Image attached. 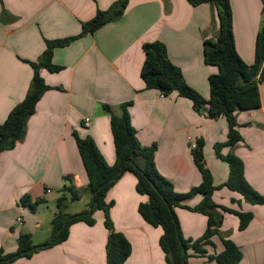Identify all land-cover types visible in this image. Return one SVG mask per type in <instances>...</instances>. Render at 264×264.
<instances>
[{
	"label": "crops",
	"instance_id": "1",
	"mask_svg": "<svg viewBox=\"0 0 264 264\" xmlns=\"http://www.w3.org/2000/svg\"><path fill=\"white\" fill-rule=\"evenodd\" d=\"M115 1H0V124L24 99L33 76L27 62L39 59L45 40L78 35L83 23ZM229 2L235 50L243 62L251 65L256 35L264 23V0ZM3 8L15 19L2 21ZM217 32V17L209 4L193 7L186 0H128L117 20L53 50L52 62L62 70H41V77L51 89L41 96L27 120L23 141L0 154V249L4 253L16 252L20 234H30L32 238L37 229L51 223L64 186L71 184L79 191V199L90 200L74 134L81 139L91 138L105 163L114 164L109 115L103 111V104L109 105L117 116L120 105L129 104L127 111L138 142L143 147L156 146L155 167L177 193H187L201 182L193 161L192 141L204 143L203 156L213 185L225 183L228 165L214 152V146L227 139L225 118L207 119L193 110L188 99L176 93L163 96L158 90L146 89L140 75L145 58L142 45L161 42L187 85L208 99V77L217 74L218 68L204 63L203 42L214 40ZM259 95V109L236 114L242 141L232 152L243 163L246 181L264 196V85L259 86ZM87 119L88 127L84 124ZM229 152L230 148L221 150L223 156ZM135 185V176L126 172L105 198L107 203H113V230L123 234L131 245V255L123 264H165L159 247L162 230L151 227L139 215L137 208L147 198L136 192ZM25 196L28 199L24 206L20 202ZM201 199V195H196L184 204L195 207ZM212 200L219 206L252 214L242 231L238 230L236 215L224 214L220 231L241 250L238 264H264V205L248 204L225 187L217 188ZM35 201L39 204L35 205ZM47 213L50 218H46ZM175 214L184 239L202 236L207 221L204 215L182 208H175ZM18 218L21 223L16 222ZM93 218V226L75 223L69 227L64 242L13 264H106L108 231L104 214L96 211ZM50 229L48 226L47 231ZM46 241L47 238L35 245ZM213 242L214 248H206L208 254L223 249L218 239ZM188 264L216 263L191 257Z\"/></svg>",
	"mask_w": 264,
	"mask_h": 264
},
{
	"label": "trees",
	"instance_id": "2",
	"mask_svg": "<svg viewBox=\"0 0 264 264\" xmlns=\"http://www.w3.org/2000/svg\"><path fill=\"white\" fill-rule=\"evenodd\" d=\"M1 1V0H0ZM193 7L209 4L215 12L218 22V32L214 40L203 42L204 63L218 68L217 74L208 77L209 97L203 98L197 91L185 82L181 70L173 65L168 58L164 44L158 41L142 45L144 62L140 75L146 89L158 90L163 96L176 93L181 98L188 99L193 110L207 119L225 118L228 125L227 139L216 144L214 152L217 158L228 165V177L225 183L215 187L210 171L205 165L203 156V141L196 142L192 150L193 161L197 167L201 182L187 193H177L170 181L160 175L155 167L154 157L156 146L143 147L136 138V132L127 111L128 103L120 105L121 113L114 115L109 105H101L109 115V126L114 144L115 162L112 166L105 163L91 138H79L74 134L77 150L83 169L87 176L86 192L91 196L88 210L77 214L65 212L67 199L78 200L79 191L71 184L64 186L56 200L57 212L51 220V240L40 245H34L30 234H20L17 238L15 253L6 254L0 249V264H13L20 258H30L34 253L49 249L65 240L69 235V227L78 222L93 226V214L102 211L104 226L108 231L105 244L106 264H123L131 255V245L126 237L113 230L110 219L112 202L105 201L108 190L126 172H131L136 178V192L147 198L140 203L137 211L141 218L151 227L161 228L159 247L164 254L165 264H188L191 257H204L207 262L216 264H238L242 253L231 240L221 233L220 228L224 214L236 215L239 219L238 230H244L252 220L251 213H240L219 206L212 200L217 188L225 187L241 195L244 202L251 205H264V196L258 194L246 181L243 163L236 157L232 149L242 141L236 121L238 111H252L261 106L259 86L264 85V23L261 24L255 39L254 62L246 64L238 56L233 39L232 12L229 0H186ZM128 0H117L107 10H98L93 19L83 23L81 32L72 37L55 40H45V50L36 62H27L33 69V76L24 99L15 105L5 121L0 124V154L10 151L16 144L22 142L26 133V123L35 112V107L41 96L51 88L47 86L40 75L41 70L57 73L62 67L52 62L53 50L68 46L73 41L93 33L101 26L113 22L122 16ZM264 14V8H262ZM14 20L4 8L1 20ZM230 148L223 156L221 150ZM131 161L134 166L124 164ZM121 173L113 180L112 177L120 169ZM66 180H68L66 178ZM103 185L94 196L95 190ZM196 195H201V201L195 207L184 204ZM28 196L21 200L26 205ZM234 202V201H233ZM39 201H35V205ZM32 208V206L30 207ZM175 208L187 209L206 217V228L202 236L196 240L184 239ZM218 239L222 251L208 254L206 248H214L213 239Z\"/></svg>",
	"mask_w": 264,
	"mask_h": 264
},
{
	"label": "rangeland",
	"instance_id": "3",
	"mask_svg": "<svg viewBox=\"0 0 264 264\" xmlns=\"http://www.w3.org/2000/svg\"><path fill=\"white\" fill-rule=\"evenodd\" d=\"M90 200H87V201H83L81 199H78V200H71V199H67L66 202H65V212L66 213H70V214H74L75 212H77V210H88L90 207L88 206V203H89ZM74 212V213H73ZM46 218H50V215L49 213H47L46 215ZM17 222V221H16ZM18 223V222H17ZM48 226L51 228V225L50 223H48ZM42 227L40 229H37L36 232H35V235L31 238L32 240V243L35 245V244H38L36 242H43V240L45 238H47V241L51 240L50 238V235H51V229L50 231L48 232L47 231V227Z\"/></svg>",
	"mask_w": 264,
	"mask_h": 264
},
{
	"label": "water",
	"instance_id": "4",
	"mask_svg": "<svg viewBox=\"0 0 264 264\" xmlns=\"http://www.w3.org/2000/svg\"><path fill=\"white\" fill-rule=\"evenodd\" d=\"M124 164H130V165L134 166V164H133L131 161H126ZM121 170H122V168H120V169L114 174V176L112 177V180H113L117 175H119V174L121 173ZM102 187H103V185H101L100 187H98V188L95 190V192L92 194V197H93L94 194H95L97 191H99ZM90 209H91V208H90Z\"/></svg>",
	"mask_w": 264,
	"mask_h": 264
},
{
	"label": "built area",
	"instance_id": "5",
	"mask_svg": "<svg viewBox=\"0 0 264 264\" xmlns=\"http://www.w3.org/2000/svg\"><path fill=\"white\" fill-rule=\"evenodd\" d=\"M84 124H85V126L88 127V126L90 125L89 120H88V119L85 120ZM190 147H191L192 150L195 149V148H196V143L192 141L191 144H190ZM17 222H18V223H21V218H18V219H17Z\"/></svg>",
	"mask_w": 264,
	"mask_h": 264
}]
</instances>
